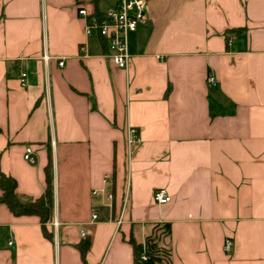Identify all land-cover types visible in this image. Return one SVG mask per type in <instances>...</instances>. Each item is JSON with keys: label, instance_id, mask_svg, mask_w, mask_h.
I'll return each mask as SVG.
<instances>
[{"label": "crops", "instance_id": "crops-1", "mask_svg": "<svg viewBox=\"0 0 264 264\" xmlns=\"http://www.w3.org/2000/svg\"><path fill=\"white\" fill-rule=\"evenodd\" d=\"M116 4L0 0V172L34 200L50 162L54 193L53 241L0 206V264H137L150 236L159 264H264V0H151L127 70L79 15Z\"/></svg>", "mask_w": 264, "mask_h": 264}, {"label": "built area", "instance_id": "built-area-1", "mask_svg": "<svg viewBox=\"0 0 264 264\" xmlns=\"http://www.w3.org/2000/svg\"><path fill=\"white\" fill-rule=\"evenodd\" d=\"M150 1L151 0H117L116 6L104 13L101 18L92 15L90 16L85 10L79 12V15L86 21L87 35L91 36L93 33H97L107 45L109 58L122 70L128 69L131 57L128 50V38L131 34L135 33L138 30L139 25L145 21ZM226 44L229 49L232 48V36H227ZM59 66H64L63 60L59 62ZM26 77V73H21L20 82L23 87L26 86ZM207 82L210 87H215L217 85L216 80L212 75L208 77ZM129 135L131 137L129 144L139 142V139L137 138L138 131L136 129H130ZM33 155V149L27 147L24 160L30 164H34L35 159ZM154 201L158 205L163 206L171 202V197L165 190H157L154 193ZM96 218L97 216H94V220ZM90 236V231H81L82 238H89ZM9 246L12 247L13 242H9ZM141 246L142 252L139 261L141 263H146L148 261L146 242L144 241ZM233 246V241L227 240L224 246L225 253H230Z\"/></svg>", "mask_w": 264, "mask_h": 264}, {"label": "trees", "instance_id": "trees-1", "mask_svg": "<svg viewBox=\"0 0 264 264\" xmlns=\"http://www.w3.org/2000/svg\"><path fill=\"white\" fill-rule=\"evenodd\" d=\"M92 16H96L97 18H101L103 14L94 13ZM236 33L239 30H235ZM51 163L49 162L48 166L45 170L46 175V189L44 194L37 199H24L19 196L17 193V182L10 176L5 175L0 172V206H6L9 211L15 217H37L42 226V232L45 238L53 241V234L48 231L47 225L51 223L53 216V206H54V198H53V184H52V173H51ZM162 234L168 235L170 233V225H165L162 228ZM158 239L155 236L147 237L146 242V250L148 255V261L146 263H141L139 261L140 255L142 252L141 244H136L134 240H131V244L135 250V259L137 264H159L161 263V259L163 257V251L158 246ZM90 248V242L85 241L82 242L79 250L82 255V259L86 258L87 252Z\"/></svg>", "mask_w": 264, "mask_h": 264}, {"label": "rangeland", "instance_id": "rangeland-1", "mask_svg": "<svg viewBox=\"0 0 264 264\" xmlns=\"http://www.w3.org/2000/svg\"><path fill=\"white\" fill-rule=\"evenodd\" d=\"M114 1H115V0H106V4L111 6V5H113ZM165 255H166V254H165ZM163 264H166V261H165V263H163Z\"/></svg>", "mask_w": 264, "mask_h": 264}]
</instances>
